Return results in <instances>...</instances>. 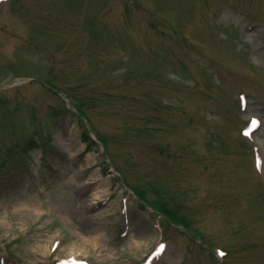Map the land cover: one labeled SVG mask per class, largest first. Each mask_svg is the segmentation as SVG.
Wrapping results in <instances>:
<instances>
[{
    "label": "rangeland",
    "instance_id": "1",
    "mask_svg": "<svg viewBox=\"0 0 264 264\" xmlns=\"http://www.w3.org/2000/svg\"><path fill=\"white\" fill-rule=\"evenodd\" d=\"M74 261L264 264V0H0V264Z\"/></svg>",
    "mask_w": 264,
    "mask_h": 264
},
{
    "label": "bare ground",
    "instance_id": "2",
    "mask_svg": "<svg viewBox=\"0 0 264 264\" xmlns=\"http://www.w3.org/2000/svg\"><path fill=\"white\" fill-rule=\"evenodd\" d=\"M94 197H95V198H99V197H101V192H100L99 190L96 191L95 194H94ZM94 241H97L96 244L99 243V240H98V239H96V240H94ZM137 247H139V243H137Z\"/></svg>",
    "mask_w": 264,
    "mask_h": 264
}]
</instances>
